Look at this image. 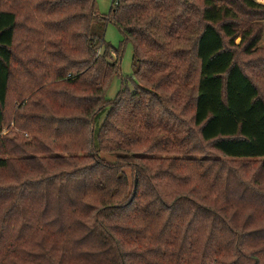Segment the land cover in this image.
Returning <instances> with one entry per match:
<instances>
[{"label": "trees", "instance_id": "16d2710c", "mask_svg": "<svg viewBox=\"0 0 264 264\" xmlns=\"http://www.w3.org/2000/svg\"><path fill=\"white\" fill-rule=\"evenodd\" d=\"M240 1L250 17L264 18V5ZM225 2L195 9L188 0H112L105 19L94 0H0V171L19 150L15 129L30 138L22 146L63 154L39 158L46 164L35 178L3 190L13 200L0 227V264H264V249H254L261 243L244 253L264 227L201 243L197 226L181 233L175 213L193 207L221 217L202 203L223 198L208 167L186 157L190 136L264 170V100L230 49L240 37L249 54L262 32L244 27ZM25 9L29 21H19ZM103 21L121 36L116 48L99 34ZM73 36L75 55L67 51ZM17 38L27 58L14 51ZM127 44L136 68L106 99ZM37 93L61 97L74 114L33 113L26 103ZM245 200L233 193L243 208Z\"/></svg>", "mask_w": 264, "mask_h": 264}, {"label": "rangeland", "instance_id": "374dc122", "mask_svg": "<svg viewBox=\"0 0 264 264\" xmlns=\"http://www.w3.org/2000/svg\"><path fill=\"white\" fill-rule=\"evenodd\" d=\"M188 1L195 9L201 7L202 5V0ZM254 1L264 5V0ZM225 3L231 5L230 8L236 13L239 22L244 27L251 26L253 29L262 32V38L257 48L249 54L245 53L244 50V46H246L248 40H246L244 44L240 45V37L234 41L236 47H231L230 49H232V51L235 53V63L239 65L256 84L260 97L262 100H264V18L250 17L248 10L241 4L240 0H229V2ZM94 5L99 15L105 19L110 18L112 0H94ZM193 8L191 9L192 14L195 13ZM244 13H247V15L244 16ZM27 17L29 16L27 10L25 9L22 13V16H20L19 21H26ZM73 31L76 32L78 29ZM101 33H103L104 40L114 48H116L119 44V41H121V36L117 29L109 22H104V26H101V31L99 34ZM67 44V51H71V53L75 55L76 50H79L80 46V43H78V41L75 39V36L69 38ZM25 46L27 49L24 38H17L16 49L14 48V51L19 53ZM22 52L26 57L27 51L22 50ZM29 54L32 56L31 52H29ZM112 56L115 57V54L112 53ZM135 68L136 64L132 60V48L130 44H127L120 57L119 73L110 82L105 95L106 99H113L115 97L116 93L120 91L121 80L131 77ZM124 87L130 89V82H127L126 86ZM29 103L30 105L28 108L30 111L32 110L33 113L42 114V111H52L56 115L62 116L63 114L67 117L74 114L73 111H67L66 109L63 111L62 98L55 95L53 100L52 97L46 93H37L35 97L30 96L28 98L26 105ZM67 104L68 102H66L65 105ZM16 106V104L9 105V117H11L12 113H15ZM191 115L192 112L190 109L184 112V117L187 119L190 118ZM7 125L8 123L6 122L5 126ZM183 127L185 130L189 129V131H193V129H195L189 123ZM60 131H62V128H60ZM22 133L23 132L16 129L14 130V136L12 137L18 143V145H15L19 148V150L8 156L11 159L10 165L5 170L0 171V227L3 226L2 223L5 221L4 216L13 200L10 194L6 195L3 190L8 186L16 187L15 185H18L28 178H32V176L35 178V169L39 163L46 164V162L48 163L56 156L63 155L62 153L47 154L45 151L36 150L35 148L29 146H22L23 141H29L30 139L27 138L28 136L25 133ZM25 138L26 140H22ZM185 142L187 144V148L192 147L194 150V152L188 153L186 157L200 159L203 166L208 167L210 171V179L213 180L215 184L219 185L213 192L217 193L219 189L222 193L223 199L216 201L214 199L215 197L211 195L212 197L206 196V202H202L204 205H207L209 209H215L221 217L214 218L213 215L205 211L200 212L193 207H190V210L185 207L186 209L183 208L185 210L180 212H178L179 209L176 208L175 213L176 217H178L177 221L179 222V225L183 227L181 229V233L185 232L187 235L194 233V227L197 226L196 231L199 230L201 232L199 235V237H201V243H204L207 239H216L217 243H223L228 239L233 238L230 232L249 230L252 227H264V210H261L260 212V205L264 206V170L259 169L258 160L242 161L223 157L217 151L212 150L207 144L198 142L195 136H190V138L188 137ZM68 143L74 144L75 142L68 141ZM32 157L35 160H30ZM39 158H42L46 162H38L37 160ZM167 185L176 186L174 182L171 181H169ZM233 193H236L237 196L241 194L244 195L246 199L245 202L248 204H244L246 208H243L239 201L233 202ZM248 216L249 220L246 223L247 227L242 229L241 224H243L244 219ZM188 223L191 224V227L189 228H187V225H189ZM9 228H11V225L7 226L6 230ZM255 243L261 244L257 247L254 245ZM251 244L254 245V249H264V234H259L255 238L253 237L251 242H247L245 244L246 248L244 249V253L250 252L248 247ZM225 251L226 254L234 253L231 247L226 248ZM262 260L264 259L261 258V261ZM39 264H43V262L40 260Z\"/></svg>", "mask_w": 264, "mask_h": 264}]
</instances>
